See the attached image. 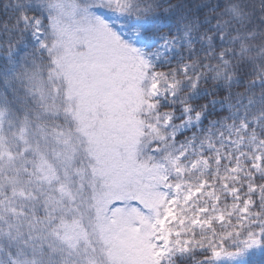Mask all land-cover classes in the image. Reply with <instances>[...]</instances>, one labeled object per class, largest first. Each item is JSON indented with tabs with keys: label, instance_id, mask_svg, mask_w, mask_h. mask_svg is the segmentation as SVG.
<instances>
[{
	"label": "trees",
	"instance_id": "16d2710c",
	"mask_svg": "<svg viewBox=\"0 0 264 264\" xmlns=\"http://www.w3.org/2000/svg\"><path fill=\"white\" fill-rule=\"evenodd\" d=\"M58 1L0 0V108L30 137L37 132L51 164L61 145H51L50 135L76 133L82 123L71 118L62 98L54 115L44 98L31 96L26 87L39 81L45 85L41 94L52 91L46 79L50 56L34 43L30 18L42 20L47 36ZM122 5L140 38L164 42L157 31L178 32L159 58H141L139 52L134 57L142 78L156 81L160 90L136 99L138 124L128 166L137 162L135 141L148 139V164L167 167L157 181L159 191L167 189L165 197L153 209L141 208L152 220L148 231L158 245L148 264H219L212 259L215 252H242L254 238L264 248V0H122ZM168 158L181 160L178 171L168 169ZM88 168L77 171L86 174ZM134 179L143 184L144 177ZM129 198L116 204L125 213L115 216H137L140 202ZM1 203L0 198V264H46L43 253L50 248L33 231L23 232L32 220L23 218L31 215L3 220ZM39 210L37 220L46 214ZM31 245L39 257L30 253ZM257 256L246 264H264V253Z\"/></svg>",
	"mask_w": 264,
	"mask_h": 264
},
{
	"label": "rangeland",
	"instance_id": "374dc122",
	"mask_svg": "<svg viewBox=\"0 0 264 264\" xmlns=\"http://www.w3.org/2000/svg\"><path fill=\"white\" fill-rule=\"evenodd\" d=\"M113 2L59 0L54 3L56 13L52 12L54 20L49 25L56 26L55 33L43 39L45 42L40 47L51 45L47 50L52 49V56L58 55L63 59V71L55 67L53 75L65 70L70 81L65 91L69 105L72 103L70 116L73 118L75 114L77 121L82 120L76 133L64 130L61 135H50L51 145L58 142L61 145L51 155L56 164H50L47 156L42 154V142L37 132L33 131L30 137L26 130L22 131L18 125L15 127L13 121L0 111V167L9 169L8 172L19 170L14 171L15 175L29 173L28 183L14 177L0 183L6 207L1 217L18 222L19 208L31 215L29 218L32 220L27 223L29 230L23 232L28 234L33 231L35 239L41 236L45 247L50 248L49 253H43L46 264H148L152 249H155L147 236L150 219L146 217L147 211L141 208L153 209L156 202L162 199L157 181L167 167L162 163L148 164V139L140 142L139 147L134 144V148H138L134 166H128L131 165L128 151L138 124L133 118L138 109L136 99L143 94H159L160 89L156 81L133 79L140 66L133 62L134 53L132 56L131 53L134 51H130V44L140 43V39L125 31L118 32V38L115 36L110 28L113 25L121 29L122 25H114V20L122 21L117 16L124 12L122 0ZM99 8L111 14L109 22L98 16L101 13ZM44 25L41 21H33L35 42L40 41L38 35L44 32L41 30ZM158 32L165 37L164 42L152 47L151 55L155 56L171 49L172 42L166 41L178 37L177 31ZM153 42L155 38L147 40L146 46H152ZM44 87L37 81L28 90L35 93ZM56 97L46 101L54 115ZM113 148L119 149V152H114ZM32 155L36 158L41 156L42 161L35 162ZM167 161L168 169L179 170L181 160L168 158ZM192 166L189 163V167ZM83 167L88 168V173L79 174L77 169ZM136 177H144L143 184L147 185H137ZM127 183L135 187L127 188L130 186ZM172 194L177 196L179 193ZM129 197L133 202H140L137 204L140 209L137 216H115V211L125 213L116 204H122ZM38 209L46 213L40 220L34 214ZM134 209L129 213L133 214ZM141 212L144 215L140 216ZM11 247L14 248V242ZM32 247L30 253L39 257V252H32ZM76 248L78 254L74 252ZM262 253L264 248L259 239L254 238L243 252L214 253L213 259L217 263L244 264L251 255L259 257Z\"/></svg>",
	"mask_w": 264,
	"mask_h": 264
}]
</instances>
